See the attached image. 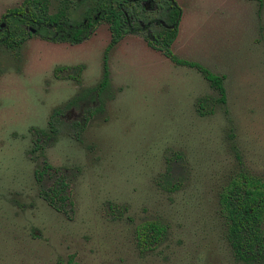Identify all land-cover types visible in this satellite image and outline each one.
Wrapping results in <instances>:
<instances>
[{
    "label": "rangeland",
    "instance_id": "rangeland-1",
    "mask_svg": "<svg viewBox=\"0 0 264 264\" xmlns=\"http://www.w3.org/2000/svg\"><path fill=\"white\" fill-rule=\"evenodd\" d=\"M25 1L0 0V38L24 37L0 44V264H239L219 195L241 168L235 147L264 176V0H177L172 51L225 77L226 104L145 32L111 48L98 96L109 24L81 44L55 43L5 19ZM49 3L74 22L95 5ZM137 9L153 34L163 30L164 0ZM46 165L53 178L40 174ZM56 179L69 185L61 211L43 197ZM148 222L167 229L154 250L137 238Z\"/></svg>",
    "mask_w": 264,
    "mask_h": 264
},
{
    "label": "trees",
    "instance_id": "trees-1",
    "mask_svg": "<svg viewBox=\"0 0 264 264\" xmlns=\"http://www.w3.org/2000/svg\"><path fill=\"white\" fill-rule=\"evenodd\" d=\"M94 2L95 5L88 12L89 17L99 14L100 19L109 23L113 31L111 45L104 57V77L98 87V96L109 86L108 55L111 48L120 42L124 35L142 31L147 32L146 37L149 45L164 52L166 57L174 63L197 69L219 92V102L226 104L225 77L213 73L197 62L182 60L172 51V46L179 35L183 16V9L177 0H164L166 21L164 24L160 20L154 21V23L162 24L163 30L158 34L152 33L149 22L142 17L141 11L137 9V7H142L143 10H146L143 2L150 4L152 0H94ZM133 16L137 18L135 25L132 22ZM6 18L19 22L23 28L31 25L43 38L54 42L76 44L84 38L80 36V31H75L73 35H70L72 31L69 29L67 6H63L57 13L52 14L50 13L49 0H26L24 7L11 10ZM142 23L144 27H142ZM23 42L24 37L11 31L0 38V44L3 43L9 48H17ZM234 149L241 168L230 178L219 195L220 214L225 221V238L236 262L239 264H264V176L251 173L243 165L238 148ZM52 169L50 165H46L40 174L42 176L49 174ZM49 176L53 178L55 175L49 174ZM68 188L69 185L63 179H56L52 186L44 189L43 197L55 209L64 210L63 205H67L70 200ZM166 233L167 229L159 224L153 222L142 224L137 229L139 245L144 250H154L163 243Z\"/></svg>",
    "mask_w": 264,
    "mask_h": 264
},
{
    "label": "flooded vegetation",
    "instance_id": "flooded-vegetation-1",
    "mask_svg": "<svg viewBox=\"0 0 264 264\" xmlns=\"http://www.w3.org/2000/svg\"><path fill=\"white\" fill-rule=\"evenodd\" d=\"M92 1H94V0H92ZM114 6H115V3H114ZM143 6L148 9V3L147 2H143ZM90 8H88L86 10V13L84 15V18L81 21L74 22V21L69 20L70 21V28L69 29L72 31V32L70 31L71 32L70 35H73V32H75V31L76 32H79L80 31V33H81L80 36L81 37H84L83 40L80 43H76V44H73V43H70V42H65V43H69L71 45H78V44L83 43L84 41L88 40L94 34V32L96 31L97 25L100 22H103L104 21V20H101L100 19V15L99 14L97 16L94 14V15H91V17H89L90 14L88 12H89ZM5 19L8 20L10 18H5ZM136 20H137V18H135L133 16L132 17V22H134L133 25L136 24ZM107 24H109V23H107ZM154 24H157L158 26L159 25L162 26V24H164V22L162 24H160V23H154ZM127 25L131 26L132 24H127ZM127 25H125L126 28H127ZM141 25H142V27H144V24L143 23ZM149 25H150V29H151V24L149 23ZM109 26H110V24H109ZM132 27H134V26H132ZM24 28H25V30L27 31L28 34L30 33L29 35H32L33 33H38L37 29H35L31 25H27ZM110 30H111V32L113 34V31L111 29V26H110ZM6 31H9V29H7ZM141 32L142 31H138V34L141 33ZM145 33H147V32H145ZM40 36L42 37V35H40ZM46 40H48V39H46ZM48 41H51V40H48ZM52 42H54V41H52ZM55 43H64V42H55Z\"/></svg>",
    "mask_w": 264,
    "mask_h": 264
}]
</instances>
